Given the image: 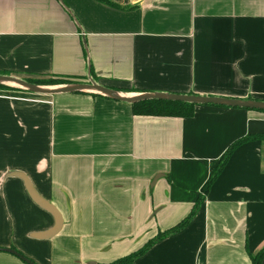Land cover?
<instances>
[{
  "label": "crops",
  "instance_id": "1",
  "mask_svg": "<svg viewBox=\"0 0 264 264\" xmlns=\"http://www.w3.org/2000/svg\"><path fill=\"white\" fill-rule=\"evenodd\" d=\"M0 73L264 101V0H0ZM132 104L0 89V264H27L4 249L35 264H109L149 243L136 264H253L264 138H244L264 136V111L142 116ZM25 180L61 216L51 237H38L54 218Z\"/></svg>",
  "mask_w": 264,
  "mask_h": 264
},
{
  "label": "water",
  "instance_id": "2",
  "mask_svg": "<svg viewBox=\"0 0 264 264\" xmlns=\"http://www.w3.org/2000/svg\"><path fill=\"white\" fill-rule=\"evenodd\" d=\"M0 86H8L12 88L22 89L27 92L38 94V95H56V94H65V93H75V92H92L100 94L109 99L118 100L127 103H135L147 99H164L172 101H181L186 103H191L194 105H217V106H226L233 108H244L252 110H261L264 111V101L257 100H245V99H233V98H224L217 96H199V95H186V94H167V93H146L138 96H127L119 91L110 89L104 86L97 84L95 81L90 80L89 83H76V84H67L57 87L44 86V85H35L31 84L23 79L11 76V75H0ZM26 189L32 198V200L38 204L41 208L45 209L52 214L54 218V226L47 232L39 234L40 238H48L57 233L61 227L62 219L58 210L47 200L40 197L31 183L28 180H25ZM17 257L23 260L27 264H35L29 258L23 256L21 253L13 249H4Z\"/></svg>",
  "mask_w": 264,
  "mask_h": 264
},
{
  "label": "trees",
  "instance_id": "3",
  "mask_svg": "<svg viewBox=\"0 0 264 264\" xmlns=\"http://www.w3.org/2000/svg\"><path fill=\"white\" fill-rule=\"evenodd\" d=\"M0 75H7L0 73ZM52 80H30L26 79L27 82L35 85H55V84H60V83H68L67 81L69 78L64 77V76H54L53 78H49ZM65 79V80H64ZM13 89L12 87L8 86H0V89ZM194 108L195 105L191 103H186V102H181V101H172V100H164V99H147V100H142L138 101L132 104V110L135 115H142V116H166V117H191L194 114ZM261 137L264 138V136H251V137H246L244 138L245 140L247 139H253ZM241 141V140H240ZM239 143V142H238ZM235 143L232 144L224 157L222 158L218 168L213 174V178L203 187V194L207 191L209 183L217 176L218 172L221 171L223 168L228 156L230 155L231 151L235 147ZM203 196H199L197 202L194 205L193 211L191 212V215H189L187 218H185L182 222H180L177 226H175L173 229L169 230L166 232V234L158 235L157 240L161 239L163 236L167 234L174 233L176 231L181 230L190 220V217L197 211L198 207L202 203ZM152 245V243H149L143 248L139 249L136 252H133L129 255H126L112 263L109 264H136L137 259L148 250V248ZM264 255V248H262L257 255L251 257L252 263L253 264H260L261 258Z\"/></svg>",
  "mask_w": 264,
  "mask_h": 264
},
{
  "label": "rangeland",
  "instance_id": "4",
  "mask_svg": "<svg viewBox=\"0 0 264 264\" xmlns=\"http://www.w3.org/2000/svg\"><path fill=\"white\" fill-rule=\"evenodd\" d=\"M69 79L67 80V81H69L68 83H60V84H55V85H47V86H52V87H57V86H62V85H67V84H76V83H80V82H82L81 80H77L76 78H71V77H68ZM39 80H52V79H49V77H43V78H38ZM32 80H34V79H32ZM35 80H37V79H35ZM65 80V79H64ZM80 81V82H79ZM85 82H86V80H84ZM84 82V83H85ZM89 82H90V80H89ZM83 83V82H82ZM15 88V87H14Z\"/></svg>",
  "mask_w": 264,
  "mask_h": 264
}]
</instances>
